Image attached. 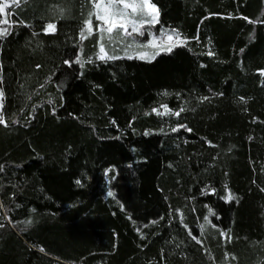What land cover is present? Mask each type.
<instances>
[{
  "label": "trees",
  "instance_id": "obj_1",
  "mask_svg": "<svg viewBox=\"0 0 264 264\" xmlns=\"http://www.w3.org/2000/svg\"><path fill=\"white\" fill-rule=\"evenodd\" d=\"M152 3L145 39L104 34L120 59L91 0L0 17V264H264V0Z\"/></svg>",
  "mask_w": 264,
  "mask_h": 264
},
{
  "label": "snow or ice",
  "instance_id": "obj_2",
  "mask_svg": "<svg viewBox=\"0 0 264 264\" xmlns=\"http://www.w3.org/2000/svg\"><path fill=\"white\" fill-rule=\"evenodd\" d=\"M24 2H26V0H24ZM91 2L93 4L94 11L89 13L88 19H86L84 22L85 27L81 31V39H86L88 35L92 34V17L93 15H95L96 19L100 21V23L96 26V31L100 33L101 41L99 44L98 53L99 59L121 58L119 56H109L105 51V46L102 43L105 33L108 34L109 40L113 39L111 35L113 31H116L117 35L121 39H123L124 37L132 36L133 34L143 35V29L146 24L149 26H154L155 24L159 23V9L154 3H152V0H91ZM20 4L21 0H0V17L5 14L6 9L19 7ZM14 14V12L8 13V15ZM249 22L251 23L252 21ZM12 24L13 22L7 18H0V39H3L7 35L11 34L10 29L12 27ZM3 25H7V27H4ZM55 28L56 25L54 23H48L45 27V31L54 32ZM129 28H131V31H129ZM160 35L161 37H166V40L160 39L157 43L154 39L153 41H150L148 45H144V47H159L162 50L171 52L172 48L182 45L186 42L181 38L179 33L175 32V30H173L171 34L167 32H162ZM127 47H131V45H128ZM158 54L159 52H157L155 55ZM125 55L129 59L133 58L131 55L128 54L127 50L125 51ZM208 55H214V53L210 51ZM139 58L147 59L149 62H151V60L154 59L155 56H149L145 53H140ZM76 62L81 63L79 59H77ZM261 74L264 75V72H262ZM3 96V90L0 89V124L7 126V122L5 121L3 113ZM205 99L207 98L205 97ZM164 108L165 113H169L170 110L167 109V106H164ZM154 111L157 110L154 109ZM180 111L182 112L184 111V109L182 108ZM165 113H160L157 111L158 115H163ZM170 114L179 116L180 112H174ZM180 128H184L186 131L191 132V129L187 128L186 125H180L177 128H173L172 131H179ZM0 170H2V166H0ZM77 183L79 184L80 181H77ZM211 192L212 194H214L215 190L212 189ZM108 195L112 196L113 193L109 192ZM223 199H225L226 202H231L232 200L236 199V197L229 190L227 191ZM179 214L181 216V219H183V214ZM215 215L216 213L211 208H209L208 215L204 217V220L210 223L209 217ZM28 223L30 224L31 221H28ZM0 227H2V225H0ZM193 238L196 239V237ZM197 242L199 243L200 241L197 240ZM41 251H43V249H41Z\"/></svg>",
  "mask_w": 264,
  "mask_h": 264
},
{
  "label": "rangeland",
  "instance_id": "obj_3",
  "mask_svg": "<svg viewBox=\"0 0 264 264\" xmlns=\"http://www.w3.org/2000/svg\"><path fill=\"white\" fill-rule=\"evenodd\" d=\"M130 11V10H129ZM97 20V19H96ZM98 21V20H97ZM100 23V21H98L97 22V25ZM156 25V24H155ZM147 27H149L150 28V26L149 25H145L144 26V29H143V32H145L143 35H136V34H133L132 36H142V39H145V35H146V33L149 31V28H147ZM93 30H96V27H94V25H93ZM129 31H131V28H129ZM115 31H113V33H114ZM152 36H151V38H149V36H148V38H147V41H146V43H145V45H148L149 44V42L150 41H153L154 39L156 40V42L158 43L159 42V40L160 39H164V40H166V37H161V35H155V34H151ZM156 49H158V50H160V48L159 47H151V46H149V47H144L143 49L142 48H139L138 49V51H137V53H135L136 54V56H138L139 57V54L140 53H145V54H147V55H149V56H151L152 55V53H153V51L155 52V50ZM105 51H106V49H105ZM161 51V50H160ZM107 52V51H106Z\"/></svg>",
  "mask_w": 264,
  "mask_h": 264
}]
</instances>
